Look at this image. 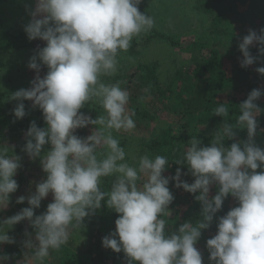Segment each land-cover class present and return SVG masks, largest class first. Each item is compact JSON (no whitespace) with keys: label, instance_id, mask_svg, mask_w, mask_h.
Wrapping results in <instances>:
<instances>
[{"label":"clouds","instance_id":"clouds-1","mask_svg":"<svg viewBox=\"0 0 264 264\" xmlns=\"http://www.w3.org/2000/svg\"><path fill=\"white\" fill-rule=\"evenodd\" d=\"M31 19L24 26L28 39L46 42L30 58L28 68L35 70L31 87L11 93L17 101L12 113L16 120L26 116L24 101L42 111L45 127L30 123L22 151L36 160L46 179L35 191L20 196L16 203L27 201L11 217L0 220V245L14 244L8 231L27 220L33 230L25 229L21 244L27 251L15 264H45L52 251H59L74 233L85 227L84 220L101 209L102 201L118 214L115 231L102 239V245L115 253L123 252L127 264H203L195 246L202 230L214 217L217 232L207 239L210 264H264V149L254 143L257 105L264 90L253 89L240 103L235 122L230 121L229 106L218 103L213 109L224 118L210 146H201L193 137L183 154L174 160L186 165L193 183L181 180L180 168L174 176L163 173L170 166L169 157L145 152L133 163L113 133H131L136 128L135 112L128 110L130 94L121 81L105 82L104 77L117 74L120 53L132 47L134 38L149 33L155 19L139 11L142 0H34ZM257 44L258 55L249 48ZM243 54L241 67L247 68L264 57V27L249 30L238 44ZM264 62V61H262ZM42 67L47 68L41 77ZM264 76V66L255 69ZM86 104L99 107L93 119L81 111ZM92 125L87 137L76 130ZM236 129L247 131L246 141L233 140ZM45 145L49 149L42 154ZM21 167L15 146L0 142V212L8 208L10 194L18 189L14 179ZM257 169H260L258 172ZM115 177L110 191H101L102 178ZM176 188L199 193L201 218L195 224L185 222L177 231L166 234L169 205ZM215 186L216 194L210 196ZM52 194V202L39 215L34 210ZM233 197L238 206L217 217L224 201ZM12 259L0 251V264Z\"/></svg>","mask_w":264,"mask_h":264},{"label":"trees","instance_id":"trees-1","mask_svg":"<svg viewBox=\"0 0 264 264\" xmlns=\"http://www.w3.org/2000/svg\"><path fill=\"white\" fill-rule=\"evenodd\" d=\"M244 5L240 15H250L253 17L251 24L254 26V31L259 34V30L264 27V0H204L197 3L196 7L204 10L211 15L212 28L210 30L211 39L200 40L198 37L192 40H185L184 38L176 39L167 36L165 33L152 29L147 33L146 40L150 41L156 37L164 38L173 46L180 47L191 54V62L194 65L190 70L183 69L176 70L173 80L169 83L162 84L158 73V62L139 63L135 68L133 75L129 76L126 81V90L130 94V98L135 101L132 107L135 113L139 116L146 117L150 114L148 109L141 104L148 99L151 103L158 100L164 107L172 112L173 121L167 127L163 128L161 132L154 138L147 142V152L153 155H165L169 157V167L163 173L165 176H174L176 169L180 168L182 173H188L186 165H177L174 160L179 158L188 142L193 137H198L201 140V146H210L215 133L219 130L224 122V118L216 116L213 109L218 103H226L229 106V120L235 122V117L238 115V107L248 96L253 89L264 90V76H261L255 71L257 67L264 66V57L260 61L254 62L252 66L247 68L241 67L240 71L231 70L227 58L228 52L234 48H239V39L241 34L231 32L228 27H223L227 21L231 11H238L239 4ZM139 11L147 14L146 4L142 3L138 6ZM239 12V11H238ZM143 37H141L142 39ZM224 38V39H222ZM5 45L13 47L15 44L19 47L17 42H11V38H0ZM214 40H219L216 42ZM8 41V42H7ZM21 44V42H19ZM222 44L226 46L225 53L222 52L218 46ZM141 47L140 40L133 39L130 52ZM259 46L254 43L253 47L249 48L253 56L258 55ZM237 53V50L234 49ZM238 55V54H237ZM240 73V76L236 75ZM124 78V77H123ZM242 80V81H240ZM124 88L123 86H121ZM234 92H237L234 94ZM148 103V102H147ZM257 105L262 109L257 116L258 128L254 137V143L259 136L264 135V96L258 101ZM9 105V103H8ZM140 119H142L140 117ZM12 128L10 129L15 138V154L21 157V163L27 162V154L22 151L25 141V133L30 126L25 116L23 119L11 121ZM93 128V127H92ZM236 136L233 140H226L225 145L230 146L236 141H246L247 131L236 129ZM210 138V139H209ZM209 139V140H208ZM264 149V147L259 146ZM18 172V171H17ZM21 174V173H20ZM24 175V174H23ZM21 175L17 179L18 185H22L25 178ZM112 177L102 178L101 187L104 191H109ZM194 177L190 173L181 176V180L193 183ZM169 189L174 196V200L169 209L171 215L166 218V234H171L177 231L178 227L188 221L196 223L201 218V204L195 200V195L199 193H188L182 188L175 187V181L170 180ZM218 189L213 186L209 195L216 194ZM234 198L229 196L222 206L220 212L216 214L217 217L224 216L232 209V202ZM16 203V201H15ZM18 207L25 208L27 203L17 204ZM104 205V208H103ZM102 212L99 215L101 224L98 228L91 230L90 238L86 250L78 251L74 241H70L63 246L59 251H52L50 253L58 264H127V258L124 253H115L111 249H106L102 245L104 236L115 231L114 219L118 218V214L108 217L105 209L106 204H103ZM100 209V210H101ZM45 211V209H44ZM44 211H41L43 213ZM108 215V214H107ZM217 220L214 217L211 226L202 230L207 239L212 238L217 232ZM13 227L17 231L13 233L14 238L21 239L16 242L17 247L9 251V256L15 257L18 250L21 248L20 243L24 237L25 227L17 224ZM207 234V235H206ZM11 259V260H12ZM47 258L46 262L49 263Z\"/></svg>","mask_w":264,"mask_h":264},{"label":"rangeland","instance_id":"rangeland-1","mask_svg":"<svg viewBox=\"0 0 264 264\" xmlns=\"http://www.w3.org/2000/svg\"><path fill=\"white\" fill-rule=\"evenodd\" d=\"M146 4L147 14L151 15L155 19L154 30L165 33L167 36L174 37L176 39L184 38L185 40H192L193 38H199L200 40L211 39L213 34H210L212 28L211 15L204 10L197 8L196 5L204 0H143ZM237 3L240 0H236ZM34 0H0V38H11V42L7 44L17 42L13 47H7L5 45H0V142L7 143L10 146H15V138L11 133L12 128L11 121H15V117L12 110L15 108L17 101L9 100L11 93L21 89L31 87L30 81H32L36 75L35 70L28 68V63L30 58L36 53L38 48L46 46V42L39 39L29 40L27 34L24 31V26L29 23L31 16L29 11L34 9ZM244 5L239 4L238 11H231L227 21L224 23L223 27H228L231 32L240 33V42H242L243 37L246 36L249 30L254 31V26L251 24L253 17L246 14L241 16L240 13L244 9ZM147 34L142 35L143 37L137 38L140 40L141 47L134 49L132 53L129 50L127 52L120 53V63L118 66V71L115 76L104 77L105 82L114 83L116 81H121V86H125L127 78L133 75L135 68L139 63L147 62H158V73L162 84L171 82L176 74V70L183 69L184 71L190 70L194 65L191 62V54L182 50L180 47H175L169 41L161 37H156L150 41L146 39ZM224 39V38H222ZM213 41V40H212ZM220 42L219 40H214ZM21 42V44L19 43ZM4 43L0 39V44ZM254 45V44H253ZM252 45V47H253ZM226 46L220 44L218 48L225 53ZM251 47V46H250ZM237 50L236 51L234 50ZM230 50L227 54L229 59V66L237 72L241 68L240 60L243 59V54L239 48H234ZM238 54V55H237ZM264 63V62H263ZM254 64V63H253ZM252 66V65H250ZM47 72L46 67H42L40 75L43 77ZM240 76V73H236ZM124 77V78H123ZM242 81V80H240ZM237 92H234V94ZM135 101L129 98V103L127 105L130 112L135 109L132 107ZM148 102V103H147ZM9 103V105H8ZM150 112L146 117L139 116L135 113L133 119L136 122V128L131 133H113L119 141L121 147L124 148L127 153L126 159L129 163L134 162V158H138L147 152V142L150 139L156 137L163 128L167 127L171 121H173V114L167 110L164 105L158 100L154 103L145 99L141 106H145ZM26 117L28 122L35 121L38 127H45V122L43 120L42 111L39 108L32 107V101H24ZM82 112L90 115L93 119L100 115V109L96 105L86 104ZM140 117L142 119H140ZM92 125H88L85 128L77 129L76 135L79 137H87L91 134ZM210 139V138H209ZM208 139V140H209ZM256 145L264 147V135L259 136L256 140ZM49 145H45L43 152L49 149ZM15 147V151H16ZM19 150V149H17ZM27 162L21 163V167L14 179L17 181L18 177L23 175L25 178L22 185H18V189L15 193L10 194V203L7 209L0 212V220L11 217L12 215L18 213L21 208L15 203L18 197H27L32 192L35 191V186L37 183L46 179V173L43 172L40 160H32L29 157ZM259 172L260 169H257ZM21 173V174H20ZM115 177L111 179L112 182ZM111 185L110 189L111 190ZM101 191H104L100 185ZM27 203V201L25 200ZM52 202V194L50 193L42 202L38 209L34 210L35 215H39L41 211H46L47 205ZM232 208L238 206V202L234 199L232 202ZM105 204L102 201V205ZM29 205H27L28 207ZM104 208V205H103ZM105 207L104 210H106ZM106 216H113L114 210H106ZM102 209L97 210L96 214L91 217H86L84 220L85 227L80 231V233H74L70 237V241H74L75 248L78 251L86 250L88 245V240L90 238L91 230L98 228L101 224L100 214ZM108 214V215H107ZM115 221V219H114ZM191 222V221H188ZM193 223V222H192ZM20 225L25 227L29 232L33 230L29 226L27 220L20 222ZM115 226V223L112 224ZM17 231L16 227H12L8 234L14 237L13 233ZM207 235V234H206ZM26 239L24 236L22 241ZM16 242L21 239L15 238ZM21 241V242H22ZM207 236H204L203 231L201 238L195 245L197 249L201 252L203 257V264H210L209 253L206 248ZM21 244V243H20ZM17 244H4L0 245V251L9 255V251L14 250ZM20 249L15 257L8 262V264H15L16 260H23L24 254L27 249L20 245ZM49 263L45 264H58V260L53 256H49Z\"/></svg>","mask_w":264,"mask_h":264}]
</instances>
